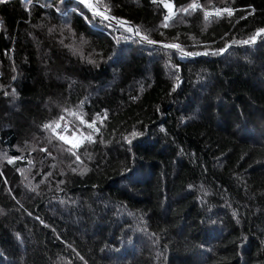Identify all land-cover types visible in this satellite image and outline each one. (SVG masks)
<instances>
[{
  "label": "trees",
  "instance_id": "16d2710c",
  "mask_svg": "<svg viewBox=\"0 0 264 264\" xmlns=\"http://www.w3.org/2000/svg\"><path fill=\"white\" fill-rule=\"evenodd\" d=\"M95 1L0 0V264H264V0Z\"/></svg>",
  "mask_w": 264,
  "mask_h": 264
},
{
  "label": "snow or ice",
  "instance_id": "6c2138e0",
  "mask_svg": "<svg viewBox=\"0 0 264 264\" xmlns=\"http://www.w3.org/2000/svg\"><path fill=\"white\" fill-rule=\"evenodd\" d=\"M162 2H163L164 9L168 13V15H165L163 17V21L165 22L164 26L167 27V23L166 22L169 20L172 12L174 10V4L169 2V0H162ZM81 5L84 6V8L81 9V12H83L85 9H87V10L91 11L93 15L101 16L105 21L109 20L110 18L111 19H115L116 20V25L115 26H111L112 29H114L115 31H119L121 28H124L125 24L127 23L125 21H122L118 17H109L108 15H105L103 12L96 11V9L93 8V4H92V2H90V0H77V7H80ZM198 7H199V5L197 3H195V2H193L188 7L183 8V10L185 12H187L189 10V8L192 9V10H196ZM232 11L233 10L231 8L225 7L223 9H217L216 10V14L220 15L222 12H224V13H228L229 15H231ZM207 15H209V13L205 12V16H207ZM126 32L129 35L135 34L139 38L138 42L140 44H142V45L143 44H147V45L156 46L157 43H158L157 41L150 39L148 36H141L140 32H139V29H136V28L132 27L131 25H129L126 28ZM262 33H264V27L258 28L254 35L250 36L248 39L240 41V43H242L244 45H248L249 43H255L256 40H257V37L260 36V34H262ZM124 39L127 40L128 36H125ZM162 47L164 49H176V50H179V51H181L183 53L184 56H189V57L192 56V55L198 54V53H193V52H183V49L181 48V45L176 44V43L163 44ZM152 50L154 51L155 49L153 48ZM225 50H226L225 48H220V49L214 50L213 52L205 51L203 53V55L220 54V53L225 52ZM81 122H83V121H81ZM89 126H91V125H89ZM59 127H60L59 124H56L55 126H53L52 124L46 123V124L43 125V128L45 130L51 129L53 133H57ZM132 135L135 136V135H137V133L133 132ZM59 139L61 141H67V137L62 136V135L59 136ZM88 139H90V137ZM128 143H131V141H128ZM77 148H79V142L72 143V149H77ZM72 155L76 156V159L79 160L80 157L75 151L72 152ZM17 159H20V158L19 157H10V158L7 159V164L11 165ZM29 163H31V161H29ZM29 215H31V214H29ZM37 219H39V217H37ZM40 222L42 224L44 223L42 220Z\"/></svg>",
  "mask_w": 264,
  "mask_h": 264
},
{
  "label": "rangeland",
  "instance_id": "374dc122",
  "mask_svg": "<svg viewBox=\"0 0 264 264\" xmlns=\"http://www.w3.org/2000/svg\"><path fill=\"white\" fill-rule=\"evenodd\" d=\"M90 2H92L93 4V8L96 9V11L98 12H103L97 5H96V1L95 0H90ZM171 2V1H170ZM104 13V12H103ZM105 14V13H104ZM110 23H112V19L110 18L109 20ZM84 140L83 137H76V136H73V137H67V141L72 144V143H75V142H79V144Z\"/></svg>",
  "mask_w": 264,
  "mask_h": 264
},
{
  "label": "built area",
  "instance_id": "2783aa9c",
  "mask_svg": "<svg viewBox=\"0 0 264 264\" xmlns=\"http://www.w3.org/2000/svg\"><path fill=\"white\" fill-rule=\"evenodd\" d=\"M112 23L116 24V22L112 19Z\"/></svg>",
  "mask_w": 264,
  "mask_h": 264
},
{
  "label": "clouds",
  "instance_id": "9594fccd",
  "mask_svg": "<svg viewBox=\"0 0 264 264\" xmlns=\"http://www.w3.org/2000/svg\"><path fill=\"white\" fill-rule=\"evenodd\" d=\"M115 21V20H114ZM116 22V21H115Z\"/></svg>",
  "mask_w": 264,
  "mask_h": 264
}]
</instances>
